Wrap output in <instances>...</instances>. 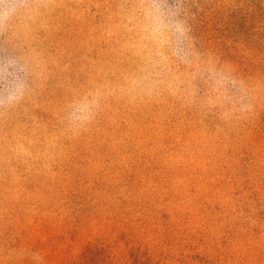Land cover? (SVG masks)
Returning a JSON list of instances; mask_svg holds the SVG:
<instances>
[{
    "label": "rangeland",
    "instance_id": "obj_1",
    "mask_svg": "<svg viewBox=\"0 0 264 264\" xmlns=\"http://www.w3.org/2000/svg\"><path fill=\"white\" fill-rule=\"evenodd\" d=\"M128 2L52 0L19 26L37 74L0 114V264H264V0H185L194 50L243 86L223 106L143 83Z\"/></svg>",
    "mask_w": 264,
    "mask_h": 264
},
{
    "label": "clouds",
    "instance_id": "obj_2",
    "mask_svg": "<svg viewBox=\"0 0 264 264\" xmlns=\"http://www.w3.org/2000/svg\"><path fill=\"white\" fill-rule=\"evenodd\" d=\"M52 0H0V114L18 109L31 98L37 64L33 52L16 40L20 24L53 10ZM185 0H129L121 17L130 25L138 46L145 52L141 79L171 86L189 102L206 103L200 85L209 86L213 106L236 103L243 86L212 59L202 60L192 45L185 18ZM103 92L97 88L74 96L63 115L66 130L74 133L94 117Z\"/></svg>",
    "mask_w": 264,
    "mask_h": 264
}]
</instances>
